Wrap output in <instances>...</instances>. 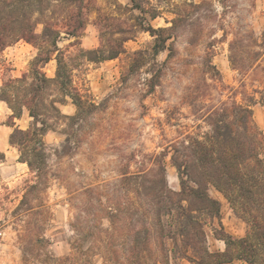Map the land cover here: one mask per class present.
Wrapping results in <instances>:
<instances>
[{
    "label": "trees",
    "instance_id": "trees-1",
    "mask_svg": "<svg viewBox=\"0 0 264 264\" xmlns=\"http://www.w3.org/2000/svg\"><path fill=\"white\" fill-rule=\"evenodd\" d=\"M130 1L131 9L140 11L135 14V32H148L152 43L133 52L128 70L138 73L146 66V94L160 84L165 68L174 70L176 76L186 75L188 84L182 88L181 99L208 130H176L160 151H139L140 160L135 153L136 170L129 171L130 164L125 162L111 192L89 186L71 195L69 199L81 204L70 222L74 236L69 241L70 251L56 257L45 249L49 241L44 230L51 212L43 196L48 185L42 136L66 119L64 152L90 144L87 139L94 127L90 123H102L107 99L98 103L76 86L73 71L87 62L116 58L125 51L124 43L133 33L120 18L104 15L95 23L99 45L86 49L80 37L88 12L96 9L93 0H0V53L20 40L37 49L29 69L3 80L0 88V99L11 109L13 119L20 118L23 110L31 118L26 129L14 127L9 134V143L17 147L21 161L34 174V181L27 184L13 210L15 222L21 226L17 233L25 260L93 264L98 256L109 264H177L181 260L190 264H228L235 260L264 264V133L248 104L221 99V74L213 62L217 44L226 42L231 68L242 76L259 75L256 80L263 88L258 92L264 103V29L256 36L242 19L227 22L225 27L219 17L231 8V0H215L223 8L221 13L210 0L168 3L174 16L170 25L160 27L150 24L145 15L152 19L159 16L158 7L147 11L144 2L149 0ZM38 25L42 26L40 31ZM218 30L222 31L219 37ZM64 38L72 40L60 46ZM179 40L184 43L183 52L178 49ZM161 52L166 55L159 65L157 55ZM51 60L56 63L54 77L44 71ZM213 90L219 99L213 100ZM55 91L71 98L76 108L73 115L61 112L57 103L63 100L54 96ZM177 114L175 105L167 112L170 125L177 123ZM113 133L114 129L97 130V139L91 135V143L109 136L110 146L123 152ZM3 159L0 152V162ZM168 163L176 170L177 190L167 182ZM210 186L225 196L235 216L245 223L243 235L226 231L219 202L209 194ZM208 229L223 242V248H209Z\"/></svg>",
    "mask_w": 264,
    "mask_h": 264
},
{
    "label": "rangeland",
    "instance_id": "rangeland-1",
    "mask_svg": "<svg viewBox=\"0 0 264 264\" xmlns=\"http://www.w3.org/2000/svg\"><path fill=\"white\" fill-rule=\"evenodd\" d=\"M144 2L147 11L156 6L161 14L150 18L145 14L147 21L154 27L170 25V19L174 16L171 5L168 3H181L184 0H149ZM200 2L202 0H193ZM213 8L217 13L222 12L221 5L215 1ZM96 9L88 12L85 30L80 42L86 49H93L99 45V32L96 22L99 17H117L123 21L128 32L133 37L125 43V51L116 58L103 61L87 62L78 70L73 71V81L83 91H87L92 98L100 103L106 100L102 113V123L94 126L91 131L92 139H97V130H113V136L117 138L116 143H121L123 152L111 147L109 136L104 137L100 143H91V135L79 149L63 150L66 119L56 123L52 129H48L42 138L44 141L43 168L47 175V188L43 191L46 204L50 209L49 220L45 224L44 234L48 239L47 252L54 256H63L70 251L69 241L74 233L70 222L75 220V214L81 204L76 199H69L75 192H84L85 187L96 186L101 192H111V188L119 178V170L124 163L130 164L129 171L134 172L142 154L158 152L167 140L174 138L179 131L203 132L208 130L205 122L194 118L189 108L182 101V88L188 84L186 75L176 76L175 71L165 68L161 75L160 84L150 94H146L148 73L144 66L138 73L128 70L132 61L133 52L140 48L148 47L152 43V37L148 32H135V14H140L137 9H131L130 0H93ZM231 8L222 14L224 26L232 24L240 19L253 29L256 36H260L264 29V0H231ZM217 20V19H216ZM146 24V22H145ZM38 25L37 31H40ZM113 28L111 27V30ZM222 31L218 30L219 37ZM64 35V34H62ZM72 39L64 38L60 46L67 45ZM183 41L179 40L178 49L183 52ZM216 54L213 62L221 74L219 91L221 99H236L238 102L248 104L253 112V118L264 133V103L261 101L260 82L256 79L258 74L242 76L233 70L228 61V49L226 42H219L216 46ZM37 49L29 42L20 40L0 53V88L3 80L15 78L27 71L30 62L35 56ZM70 48V55H73ZM166 52L157 55L158 64L165 58ZM160 65V64H159ZM56 63L51 60L44 67L47 76L54 77ZM126 75V79H123ZM254 79V80H253ZM57 99L63 100L57 105L66 116L75 113L76 108L71 98L54 92ZM213 100L219 99L213 90ZM210 102V100H207ZM179 109V119L176 124L170 125L166 119L167 112L173 106ZM12 111L6 102L0 99V152L4 159L0 162V264H38L33 259L26 261L23 245L18 238L17 230L20 225L15 222L13 210L19 204L27 184L34 181V174L25 162L20 158L17 147L9 143V134L14 127L26 129L31 118L26 110H23L20 118H12ZM175 123V122H174ZM197 124L200 126L197 127ZM106 143L108 145H106ZM115 149V150H113ZM140 151V152H139ZM166 178L169 186L178 189V178L176 170L169 163L166 165ZM109 187V188H107ZM209 194L219 202L220 219L227 232L234 236L244 234L246 225L233 213L231 206L225 196L213 186L209 187ZM207 243L211 250L223 248V242L216 239L211 230L208 229ZM93 264L103 263L98 256L93 259ZM177 264H190L181 260ZM231 264H245L235 260Z\"/></svg>",
    "mask_w": 264,
    "mask_h": 264
},
{
    "label": "crops",
    "instance_id": "crops-1",
    "mask_svg": "<svg viewBox=\"0 0 264 264\" xmlns=\"http://www.w3.org/2000/svg\"><path fill=\"white\" fill-rule=\"evenodd\" d=\"M228 264H231V263H228Z\"/></svg>",
    "mask_w": 264,
    "mask_h": 264
}]
</instances>
